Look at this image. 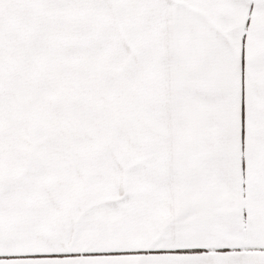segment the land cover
<instances>
[{"label":"snow or ice","instance_id":"snow-or-ice-1","mask_svg":"<svg viewBox=\"0 0 264 264\" xmlns=\"http://www.w3.org/2000/svg\"><path fill=\"white\" fill-rule=\"evenodd\" d=\"M0 264H264V0H0Z\"/></svg>","mask_w":264,"mask_h":264}]
</instances>
